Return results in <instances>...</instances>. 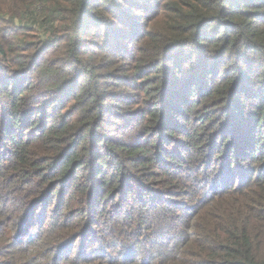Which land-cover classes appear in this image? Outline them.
Returning a JSON list of instances; mask_svg holds the SVG:
<instances>
[{
  "label": "trees",
  "instance_id": "1",
  "mask_svg": "<svg viewBox=\"0 0 264 264\" xmlns=\"http://www.w3.org/2000/svg\"><path fill=\"white\" fill-rule=\"evenodd\" d=\"M0 264H264V0H0Z\"/></svg>",
  "mask_w": 264,
  "mask_h": 264
}]
</instances>
